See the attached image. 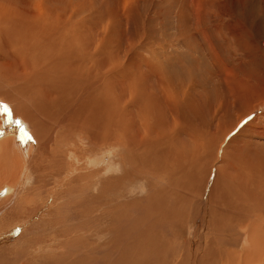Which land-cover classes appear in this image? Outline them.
Listing matches in <instances>:
<instances>
[{"label": "bare ground", "instance_id": "6f19581e", "mask_svg": "<svg viewBox=\"0 0 264 264\" xmlns=\"http://www.w3.org/2000/svg\"><path fill=\"white\" fill-rule=\"evenodd\" d=\"M11 2L0 3L4 58L0 57V107L5 109L0 130L16 127L20 132L25 123L28 133L22 137V132L19 136L0 132V193L8 192L0 199V212L16 218L11 227L26 220L32 224L9 238L18 241L36 229L53 232L60 227L52 239L65 235L72 239L65 242L63 254L53 256L57 264H264V145L252 147L244 140L236 153L239 157L232 152L227 158L236 167L221 170L216 164L220 162L218 146L215 160L205 168L196 165V141L206 142V148L216 147L217 136L188 126L189 140L177 127L187 109L199 114L197 105L207 106V117L201 120L211 125L210 103L225 96L220 87L205 89L189 103L178 90L169 92L160 83L158 91L172 94L167 105L170 120L164 106H158L162 99L157 97L158 109L148 104L150 99L141 94L140 85L111 97L104 65L101 62L98 70L92 67L95 56L85 41L88 34L71 28V19L62 25L67 11L57 9L54 18L52 10L33 7L32 0H20L24 3L14 7ZM246 88L232 91L239 98L253 97L251 104H245L249 129L262 116L249 118L264 107V90L255 88L254 97L255 90ZM225 99L229 104V98ZM133 101L139 109L133 108ZM256 133L264 138V127ZM107 151L112 152L109 159ZM71 156L77 160L71 163ZM209 156L202 155L201 161ZM225 156L223 152L221 161ZM75 161L87 164L77 168ZM28 180L36 185H26ZM57 182L66 185V193L58 199L57 188L45 191L47 199L55 197L54 203L49 200L52 209L57 208L45 227L41 224L45 219L36 216L39 208L47 206L37 204L33 193ZM26 190L24 203H19ZM33 207L38 208L30 211ZM43 214L47 215L46 210ZM45 248L40 261L22 263L50 260ZM8 258L2 252L0 264H20L18 256Z\"/></svg>", "mask_w": 264, "mask_h": 264}, {"label": "rangeland", "instance_id": "374dc122", "mask_svg": "<svg viewBox=\"0 0 264 264\" xmlns=\"http://www.w3.org/2000/svg\"><path fill=\"white\" fill-rule=\"evenodd\" d=\"M11 1V5L14 7L17 3L18 5H20L19 3L23 4L26 0H21L24 2H19L20 0ZM2 2L3 0H0L1 4H3ZM32 4L33 7L44 6L48 10H52L54 18L57 16L55 13H58L57 9L60 8L59 10L61 11H67V18L65 17L62 25L71 19L69 24L71 28L75 26V30L78 28L80 31L83 30L88 34V38L85 41L90 46L88 48L89 52L95 56L92 67L98 70L101 69L99 66L101 62L104 65V72H108L106 80L110 84L108 90L111 97L121 94L123 89L133 91L135 84L140 85L143 87L141 94H146L148 100L150 99L148 104L153 103L152 106L156 107L158 105L157 99H162V102L165 104L161 103L158 106H164V110H166L170 120L172 115L167 105L170 104L169 98L172 94L169 92L178 90L179 96L183 99V94L186 100L191 103L192 100H195L196 95L207 91L205 89L212 90L213 85L216 88L220 87V91L225 96L219 102L210 103L211 125L207 123L205 125L201 120L207 117L204 110H208L206 105H197L199 108L197 116L194 115L193 110L187 109L188 111L184 112L186 116H180L178 119L177 127L181 126L182 130L180 133L183 132L181 135L186 136L184 138L189 137L188 139H191L188 126H195L201 132L206 131L209 135L214 134L217 136L216 147L213 144L206 148L203 145L207 144L206 142L202 143L201 140L196 141L199 148H197L196 156H198V159L196 158V165L204 167L209 165L208 162L215 160L216 156L214 152L219 146L221 150L218 148L219 159L217 161L220 162L216 163L218 168L221 170V168L228 165L236 167L228 159L231 155L238 153L237 150L244 140V143L247 141L252 143V147L260 146L261 143L264 145V138H258L256 135L257 130L264 127V107H259L258 111L249 116L250 119H254L257 115L262 114L261 118L256 122L257 124L247 129L246 125L249 121L247 120V116H245V104H251L249 99L253 97L239 98L238 94H234L237 88L242 86L246 88L248 85L249 87L246 89L249 88L250 92L253 89L255 90V88L258 89V91H254V97L258 94L256 91L264 90V0H43L41 2L40 0H32ZM1 48L2 46H0ZM100 52L103 54L101 55ZM0 57L3 58V55L0 54ZM109 70L112 71L109 73ZM130 72H135L134 76ZM160 83L166 86L169 92L164 91V89L158 91L157 88H161ZM146 88L151 89L147 90ZM228 92H230L229 97ZM226 97L230 101L227 105V102L225 103ZM120 101L123 104L126 103L122 97ZM132 105H134V109H139L134 101ZM158 108L156 107V109ZM4 110V108L0 107V112H2V114L0 113L1 117H3ZM136 112L134 111V113ZM159 113L161 112L159 111ZM197 118H200L201 123ZM230 119L233 120L232 124ZM228 122L230 123L228 124ZM230 124L231 126H229ZM26 126L24 123V126L21 128L22 137L27 136L28 129ZM243 126L244 130H246L244 133H242ZM183 129L185 130L183 131ZM220 129L224 130L221 131ZM1 131L20 135V132H16V127H11L9 130L3 127ZM247 136L250 138L246 139L248 138ZM253 138L260 139L261 142H255L254 144ZM233 140L235 141L232 143ZM257 143L258 145H256ZM225 148H227V151H225ZM208 150L212 152L208 153ZM223 152L226 153V156L224 161H221ZM206 153L212 156L210 157ZM104 154L108 157L107 159L112 157L111 151H107ZM202 155L209 156L212 159L203 157L204 162L207 161L204 163L201 161ZM71 157L69 158L71 159V163L77 160L76 157ZM223 163L227 165L224 166ZM86 164L87 162L85 161H75L74 166L82 168ZM91 166L93 168L94 165ZM30 182L33 183L31 186L36 185L32 180H28L25 184L29 185ZM53 187L54 189L57 188L55 190H58L56 198L59 199V196H65L66 185L59 182L41 186L38 189L39 191L41 190L40 192H37L36 189L33 193V195L37 194L35 197L38 196L34 200L37 201V204L41 206L45 204L47 206L46 208L44 207L45 209L39 208L38 215H35L36 218L45 219V221L41 222L45 227L57 210V208L52 209V203L49 200L52 199L54 203L55 197L51 196L49 199L45 197L46 192L51 191ZM24 193L27 196V190L22 191L20 195V198H22L19 203H24L22 202L25 200ZM7 194V190L4 189L0 193V199ZM61 197L60 200L57 199L58 202L60 201L58 203L59 206L62 202ZM39 199L44 202L41 203ZM37 208L33 207L30 211ZM45 210L47 215L44 216ZM1 213L3 212H0V258L3 252L4 255L9 257L8 260H12L13 258L18 259V256L20 264H23L22 262H25L26 259V261L39 260V257L43 255L46 245L47 248L45 249L47 252L45 254L47 257L52 256V258L44 261L43 264H57L53 256H60L67 250V246L66 248L64 246L68 243L65 244V242L69 241L68 239H72L71 237L68 238L65 235L59 239H52L54 234H56L55 237L57 236L56 230L60 229L59 227L53 232L47 228L36 229L27 233L28 236L26 235V238L23 236L24 238L22 237L18 241L11 240L9 237H15L18 233L22 232L24 227L32 224V220H26L19 225L11 227L12 222H15L16 218L12 217V214L9 216ZM49 214L51 217H49ZM5 263L16 264L14 262Z\"/></svg>", "mask_w": 264, "mask_h": 264}]
</instances>
